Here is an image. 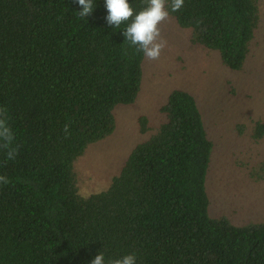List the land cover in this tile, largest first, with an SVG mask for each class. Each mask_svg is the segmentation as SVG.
Instances as JSON below:
<instances>
[{
	"label": "trees",
	"instance_id": "1",
	"mask_svg": "<svg viewBox=\"0 0 264 264\" xmlns=\"http://www.w3.org/2000/svg\"><path fill=\"white\" fill-rule=\"evenodd\" d=\"M136 12L147 0H129ZM170 3V0H169ZM81 18L78 0H0V107L15 159L0 149V264H91L135 253L137 264H264V222L210 216L214 149L195 97L174 90L154 130L101 192L79 193L75 163L136 102L144 54L108 25L106 0ZM176 23L191 43L243 68L261 24V0H184ZM68 125V133L64 127ZM264 137L257 124L256 140ZM264 168V165H263Z\"/></svg>",
	"mask_w": 264,
	"mask_h": 264
},
{
	"label": "rangeland",
	"instance_id": "2",
	"mask_svg": "<svg viewBox=\"0 0 264 264\" xmlns=\"http://www.w3.org/2000/svg\"><path fill=\"white\" fill-rule=\"evenodd\" d=\"M167 47L158 60L144 58L141 92L136 102L117 108V128L107 140L93 144L75 163L79 193L106 190L119 174L133 147L146 140L139 119L151 129L165 117L160 108L174 90L192 94L199 106L214 149L206 183L213 218L235 225L264 222V137L254 138L264 125V0L261 24L239 71L225 67L217 52L191 43V31L169 19L161 25Z\"/></svg>",
	"mask_w": 264,
	"mask_h": 264
},
{
	"label": "clouds",
	"instance_id": "3",
	"mask_svg": "<svg viewBox=\"0 0 264 264\" xmlns=\"http://www.w3.org/2000/svg\"><path fill=\"white\" fill-rule=\"evenodd\" d=\"M82 7L78 11L81 18L92 14L95 5L94 0H78ZM184 0H147V6L136 12L129 0H106L108 25L120 28L122 23L131 21L123 31L129 46L137 52H142L148 60H158L162 51L167 47V41L161 35L160 25L169 19L170 11H179ZM9 113L6 107H0V149L6 150V158L15 159L18 148L13 146L15 134L9 124ZM69 126L64 127L65 134ZM0 183L6 185L9 180L6 176H0ZM91 264H137L135 253L125 254L117 258L105 259L102 251L91 261Z\"/></svg>",
	"mask_w": 264,
	"mask_h": 264
}]
</instances>
